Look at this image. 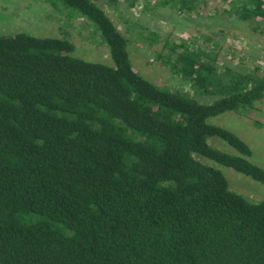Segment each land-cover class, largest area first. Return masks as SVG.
I'll use <instances>...</instances> for the list:
<instances>
[{"label": "trees", "instance_id": "16d2710c", "mask_svg": "<svg viewBox=\"0 0 264 264\" xmlns=\"http://www.w3.org/2000/svg\"><path fill=\"white\" fill-rule=\"evenodd\" d=\"M44 1L84 18L110 62L74 55L65 37L0 33V264H264V201L231 189L219 166L262 184L264 167L209 121L264 102L260 67L219 65L217 43L166 39L155 57L181 83L160 85L133 67L100 5L137 0ZM230 3L264 21V0Z\"/></svg>", "mask_w": 264, "mask_h": 264}, {"label": "rangeland", "instance_id": "374dc122", "mask_svg": "<svg viewBox=\"0 0 264 264\" xmlns=\"http://www.w3.org/2000/svg\"><path fill=\"white\" fill-rule=\"evenodd\" d=\"M144 1L137 0L134 7H127L125 2L118 3L116 8L107 1L100 5L128 39L133 67L152 82L171 86L181 83V79L155 57L166 39L171 42L186 39L201 46L217 43L219 65L228 64L240 70L259 66L264 72V21L241 20L227 13L230 0H202L198 9L186 13L166 7L147 10ZM149 31L158 34L152 44L146 35ZM16 32L65 37L73 42L74 55L110 62L108 48L84 18L68 17L44 0H0V33ZM209 121L240 136L252 150L251 160L264 167V102L248 113L228 111ZM213 143L227 147L217 139ZM219 168L231 189L253 201H264V184L228 167Z\"/></svg>", "mask_w": 264, "mask_h": 264}]
</instances>
